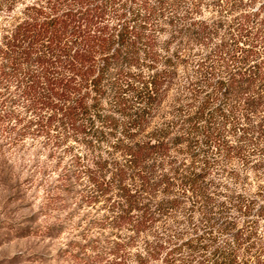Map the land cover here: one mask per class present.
<instances>
[{"label": "trees", "instance_id": "obj_1", "mask_svg": "<svg viewBox=\"0 0 264 264\" xmlns=\"http://www.w3.org/2000/svg\"><path fill=\"white\" fill-rule=\"evenodd\" d=\"M20 13L0 38V83L56 145L104 143L79 173L95 194L116 190V227L193 211L201 233L180 246L195 240L198 264L264 254V0H32Z\"/></svg>", "mask_w": 264, "mask_h": 264}, {"label": "rangeland", "instance_id": "obj_2", "mask_svg": "<svg viewBox=\"0 0 264 264\" xmlns=\"http://www.w3.org/2000/svg\"><path fill=\"white\" fill-rule=\"evenodd\" d=\"M30 1L7 11L0 0V38ZM25 105L13 85L0 83V264H198L196 241L180 244L201 233L193 230L201 214H173L137 233L116 227V190L95 194L79 173L94 167L96 155L101 150L106 156L108 148L95 141L88 146L82 136L56 145L63 136L38 129V120L45 119ZM66 183L70 190L62 189ZM260 224L264 234V221ZM168 233L176 236L171 243L152 249L154 235ZM252 264H264V254Z\"/></svg>", "mask_w": 264, "mask_h": 264}]
</instances>
